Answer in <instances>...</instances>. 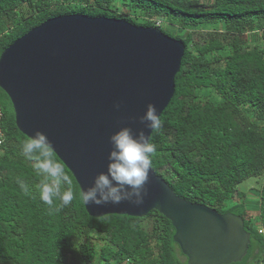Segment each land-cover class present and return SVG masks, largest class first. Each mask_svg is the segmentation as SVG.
<instances>
[{
  "label": "trees",
  "instance_id": "16d2710c",
  "mask_svg": "<svg viewBox=\"0 0 264 264\" xmlns=\"http://www.w3.org/2000/svg\"><path fill=\"white\" fill-rule=\"evenodd\" d=\"M66 15L123 20L184 42L174 97L150 138L151 168L180 198L244 219L251 243L235 264L264 261V185L259 211L249 212L237 195L244 182L264 176V0H0V57ZM0 104V264H189L172 223L157 211L94 219L78 197L45 205L38 194L44 177L20 154L27 137L1 89ZM52 161L78 194L53 152Z\"/></svg>",
  "mask_w": 264,
  "mask_h": 264
},
{
  "label": "water",
  "instance_id": "95a60500",
  "mask_svg": "<svg viewBox=\"0 0 264 264\" xmlns=\"http://www.w3.org/2000/svg\"><path fill=\"white\" fill-rule=\"evenodd\" d=\"M185 49L184 42L156 28L60 16L3 52L0 89L11 101L18 130L27 138L44 133L52 152L86 190L106 171L112 133L127 126L151 138L139 117L149 103L160 116L168 107ZM146 191L139 206L124 201L85 208L94 219H143L159 212L172 223L174 242L189 264H235L247 255L251 235L242 217L180 198L152 168Z\"/></svg>",
  "mask_w": 264,
  "mask_h": 264
},
{
  "label": "clouds",
  "instance_id": "9594fccd",
  "mask_svg": "<svg viewBox=\"0 0 264 264\" xmlns=\"http://www.w3.org/2000/svg\"><path fill=\"white\" fill-rule=\"evenodd\" d=\"M116 107L119 108V105ZM139 120L151 132L159 130L162 125L157 108L151 103ZM109 144L111 148L106 171L98 173L91 186L75 195L67 187L70 180L63 166L53 163L52 147L44 133L37 131L25 139L19 145V150L26 160L37 162V170L44 177L38 190L39 199L49 208L56 206L57 198L58 206L64 207L77 197L83 205H118L124 201L137 206L143 204L156 145L150 142V136L143 129L134 133L127 126L112 133ZM62 187L65 188L64 191L61 190Z\"/></svg>",
  "mask_w": 264,
  "mask_h": 264
},
{
  "label": "rangeland",
  "instance_id": "374dc122",
  "mask_svg": "<svg viewBox=\"0 0 264 264\" xmlns=\"http://www.w3.org/2000/svg\"><path fill=\"white\" fill-rule=\"evenodd\" d=\"M1 101L6 105L7 104V99L4 97H1ZM264 183V176L261 178H256V179H249L246 182H244L242 185L239 186L238 188V197H240L242 203H245L247 210L249 212L253 211H259L260 207L257 205V200L260 198V190L263 187ZM257 197V198H252L251 197ZM251 215V213H249ZM252 215H256V213H252ZM256 222V221H255ZM249 225V224H248Z\"/></svg>",
  "mask_w": 264,
  "mask_h": 264
},
{
  "label": "built area",
  "instance_id": "2783aa9c",
  "mask_svg": "<svg viewBox=\"0 0 264 264\" xmlns=\"http://www.w3.org/2000/svg\"><path fill=\"white\" fill-rule=\"evenodd\" d=\"M2 119H3V110H2V106L0 104V147L2 146V144L4 142V140H3L4 134L2 132V126H1ZM260 232L263 233V229H261ZM259 264H264V261L260 262Z\"/></svg>",
  "mask_w": 264,
  "mask_h": 264
},
{
  "label": "flooded vegetation",
  "instance_id": "af4514ba",
  "mask_svg": "<svg viewBox=\"0 0 264 264\" xmlns=\"http://www.w3.org/2000/svg\"><path fill=\"white\" fill-rule=\"evenodd\" d=\"M263 185H264V183H263ZM263 185H262V186H263ZM258 201H260V199H259V198H258Z\"/></svg>",
  "mask_w": 264,
  "mask_h": 264
}]
</instances>
